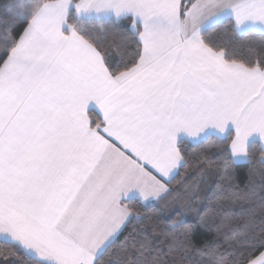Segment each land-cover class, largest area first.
I'll use <instances>...</instances> for the list:
<instances>
[{"label": "snow or ice", "instance_id": "snow-or-ice-1", "mask_svg": "<svg viewBox=\"0 0 264 264\" xmlns=\"http://www.w3.org/2000/svg\"><path fill=\"white\" fill-rule=\"evenodd\" d=\"M222 26L264 0H0V264H264V44Z\"/></svg>", "mask_w": 264, "mask_h": 264}, {"label": "trees", "instance_id": "trees-1", "mask_svg": "<svg viewBox=\"0 0 264 264\" xmlns=\"http://www.w3.org/2000/svg\"><path fill=\"white\" fill-rule=\"evenodd\" d=\"M216 39L219 43L231 45L238 53H241V50H246L248 47H259L264 44V36H261L259 33L234 35L226 26L221 27ZM218 147L219 142L216 140L209 141L208 144L202 146V148L190 147L189 152L191 153V157L189 159V164L185 168L180 169V175L172 181V186H176L183 180L185 186H191L193 190L198 189L201 195L208 191L210 186L216 187L222 177L216 175L215 164H212L211 167L208 162H205L203 167H198L197 165L203 160L207 152H215ZM212 160H215V156L212 157ZM213 181L217 183L214 184ZM175 195L176 193H173L172 196L167 197L164 201H160L155 207L141 208L140 211L143 212L146 217H153L155 213L167 215L169 209L176 204H180L181 206L188 204L187 197L177 201L174 199ZM200 203V199H195L188 207L183 208L189 224L198 223L199 218L196 216V212ZM200 212L201 215L205 214L204 209H200ZM135 223L136 222H133V225ZM144 223L147 224L148 220L146 219ZM133 225H129L128 231L132 229ZM161 231L168 232V229L164 228ZM176 231H183V229H177ZM197 233H199V228H197ZM161 240H163V236H161Z\"/></svg>", "mask_w": 264, "mask_h": 264}]
</instances>
